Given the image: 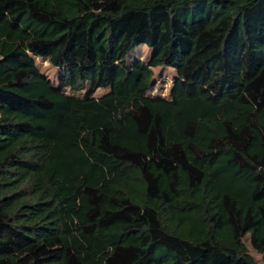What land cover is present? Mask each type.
I'll list each match as a JSON object with an SVG mask.
<instances>
[{
    "label": "trees",
    "instance_id": "trees-1",
    "mask_svg": "<svg viewBox=\"0 0 264 264\" xmlns=\"http://www.w3.org/2000/svg\"><path fill=\"white\" fill-rule=\"evenodd\" d=\"M247 237L264 0H0V264H257Z\"/></svg>",
    "mask_w": 264,
    "mask_h": 264
},
{
    "label": "rangeland",
    "instance_id": "rangeland-1",
    "mask_svg": "<svg viewBox=\"0 0 264 264\" xmlns=\"http://www.w3.org/2000/svg\"><path fill=\"white\" fill-rule=\"evenodd\" d=\"M143 54L141 55L142 58L145 57L147 54V49L142 48ZM39 63L41 64L43 70L50 75V77L55 76V71L52 66L46 62L45 60H38ZM154 77L156 79V82L158 81V85L153 92L155 93H161V94H167L169 87H170V80L172 78V75L174 74V71L170 68L166 67H159V68H154ZM98 93H102V90H99ZM245 244L247 246V249L249 253L253 256L257 264H264V259L261 257V255L257 252H255L252 247L250 246V242L248 240V237L245 239Z\"/></svg>",
    "mask_w": 264,
    "mask_h": 264
}]
</instances>
